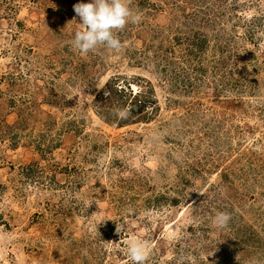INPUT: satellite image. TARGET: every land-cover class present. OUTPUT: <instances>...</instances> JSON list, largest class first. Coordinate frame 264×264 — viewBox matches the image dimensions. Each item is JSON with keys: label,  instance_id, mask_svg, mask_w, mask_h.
Here are the masks:
<instances>
[{"label": "rangeland", "instance_id": "1", "mask_svg": "<svg viewBox=\"0 0 264 264\" xmlns=\"http://www.w3.org/2000/svg\"><path fill=\"white\" fill-rule=\"evenodd\" d=\"M80 2L0 0V264H264V0H128L89 53Z\"/></svg>", "mask_w": 264, "mask_h": 264}, {"label": "clouds", "instance_id": "2", "mask_svg": "<svg viewBox=\"0 0 264 264\" xmlns=\"http://www.w3.org/2000/svg\"><path fill=\"white\" fill-rule=\"evenodd\" d=\"M74 11L82 26L74 32L72 46L81 53L95 51L99 46L118 50L121 41L117 32L122 31L129 23L140 21L139 14L130 8L128 0H89L74 5ZM231 217L226 212H217L212 219L213 225L224 228ZM117 233H122V225L117 223ZM127 255L131 264H146L148 257L147 244L139 239L126 241ZM252 264H256L253 261Z\"/></svg>", "mask_w": 264, "mask_h": 264}, {"label": "trees", "instance_id": "3", "mask_svg": "<svg viewBox=\"0 0 264 264\" xmlns=\"http://www.w3.org/2000/svg\"><path fill=\"white\" fill-rule=\"evenodd\" d=\"M202 47H204L203 44L197 45V49H199V51H202ZM117 79H118V77H115L113 82L117 81ZM130 88H131V85H128V88L125 89V90L124 89H119L113 83V85H112V93L109 91V94L107 95V97L105 95V92L102 94L100 102L103 103V104H101V105L106 106V109H109V113L111 112V114L114 116L115 115L114 113L119 109V107L121 108L122 106L120 104L113 103V101L112 100L110 101V99H108V98H114L113 96H116V98L117 97H122L123 96L122 94H126V95L129 96V98L133 97V101H131V103H130V107L132 106V108H131L132 116L133 115L135 116L136 114L143 113L144 109L147 108V104L148 103L145 100H143V99H140V100L138 99V98L143 97L141 92L134 94L133 90H131ZM112 94H113V96H112ZM106 103H108V104H106ZM124 104H126V102H124ZM98 113L102 114L101 112H98ZM109 117H111V116H109ZM102 119L105 120V122H107V123H111L106 118L105 119L102 118ZM121 127H123V126H121Z\"/></svg>", "mask_w": 264, "mask_h": 264}]
</instances>
